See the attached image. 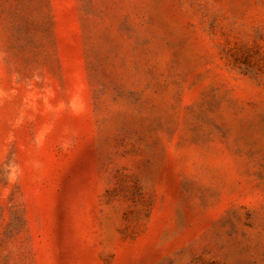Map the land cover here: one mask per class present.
Returning <instances> with one entry per match:
<instances>
[{"label": "rangeland", "instance_id": "rangeland-1", "mask_svg": "<svg viewBox=\"0 0 264 264\" xmlns=\"http://www.w3.org/2000/svg\"><path fill=\"white\" fill-rule=\"evenodd\" d=\"M0 264H264V0H0Z\"/></svg>", "mask_w": 264, "mask_h": 264}]
</instances>
